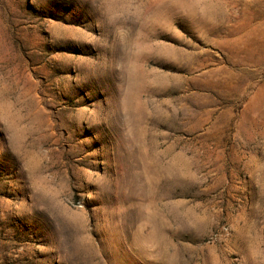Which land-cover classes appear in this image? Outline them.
I'll return each instance as SVG.
<instances>
[{
	"label": "rangeland",
	"instance_id": "rangeland-1",
	"mask_svg": "<svg viewBox=\"0 0 264 264\" xmlns=\"http://www.w3.org/2000/svg\"><path fill=\"white\" fill-rule=\"evenodd\" d=\"M0 264H264V0H0Z\"/></svg>",
	"mask_w": 264,
	"mask_h": 264
}]
</instances>
